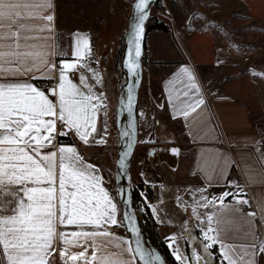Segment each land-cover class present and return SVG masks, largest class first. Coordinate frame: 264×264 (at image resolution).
Segmentation results:
<instances>
[{"label":"snow or ice","instance_id":"1","mask_svg":"<svg viewBox=\"0 0 264 264\" xmlns=\"http://www.w3.org/2000/svg\"><path fill=\"white\" fill-rule=\"evenodd\" d=\"M146 4L147 0L136 4L141 12L132 41L137 57ZM52 7L51 0H0V257L4 264H49V257L57 251L59 243L63 264H135L136 257L142 264H161L158 255L145 249L139 239L133 247L110 231V225L121 222L116 216V203L102 186L99 170L86 163L75 147L49 150L55 148L58 122L75 129L79 138L89 143V137L96 132L93 113L99 108L93 102L99 98L83 73L80 84L87 93L67 75L87 68L99 82L98 73L85 61L86 37L76 34L73 60L61 59L58 69L52 62ZM138 67L135 60L128 62L131 72L135 73ZM54 69L58 71L59 82L46 94L32 81L50 78L48 73ZM181 71L192 79L189 69ZM131 99L130 95L129 102ZM202 104V98L185 103L179 114L187 117L189 109L195 111ZM260 161L264 164V152H260ZM120 163L123 164V159ZM226 197H232L236 205L249 203L243 198L242 189L211 199L201 194L192 211L201 225L206 223V227H200L199 240L204 254L195 245L191 246L190 254L179 246L180 239L190 245L197 239L185 225L179 236L169 238L178 264H209V249L217 245L221 264H256L255 257L264 254V238L257 237L254 231L251 243L229 242L231 233L225 215L239 209L226 205ZM217 202L221 211L197 213L198 207L215 209ZM249 215L254 217L255 213ZM125 220L130 225L129 231L138 234L134 218L125 213ZM69 227L75 230H63ZM73 246L83 250L70 253Z\"/></svg>","mask_w":264,"mask_h":264},{"label":"crops","instance_id":"2","mask_svg":"<svg viewBox=\"0 0 264 264\" xmlns=\"http://www.w3.org/2000/svg\"><path fill=\"white\" fill-rule=\"evenodd\" d=\"M51 2L53 5L51 12L54 16L50 41L51 51L54 53L51 57L52 62L58 69L61 59L73 60L72 51L76 34L86 37L88 55L85 61L88 67L98 73L99 82L87 68L70 71L67 75L81 91L87 93V89L80 84V75L83 73L87 78V84L92 86L93 93L98 96L97 91L100 90L103 75L101 69L95 67L90 56H102L103 61L106 60L104 56H115L117 44L115 37L123 29L132 0H51ZM220 37L222 36L219 33L213 36L212 59L203 61L183 50L180 44L183 41L176 30L164 32L151 29L144 36L145 56L141 65L139 85L145 86L144 100L149 106L152 127L155 130L150 140L172 144L177 148V156L168 164L166 156L162 155V159L154 165L155 167H149L153 171L146 170V175L142 167L139 168L141 171L139 179L150 186L151 194L146 206L156 223L158 236L165 241L174 259L172 249L169 247V238L182 233V224L187 225L192 233L197 231L198 241L190 245L186 240L180 239L179 246L185 254H190L192 245L200 252L199 240L202 238L200 227H206V223L201 225L197 221L192 207L194 201L200 199L201 194L211 199L224 192L235 193L242 189L243 198L249 201L245 207L236 205L232 197H226L224 201L229 207L239 209L225 215L231 233L229 242L251 243L253 231L257 237L264 238V164L260 161V152H264V142L261 138L262 114L256 110L258 106L251 107L248 101L239 97V93L243 92L239 89V54L229 53L226 47H221V43L218 42ZM173 38L182 54L176 49V44H173ZM189 40L187 34L186 41ZM184 68L189 69L191 80L188 74L181 71ZM57 69L48 73L50 77L48 79L53 80L54 88L59 82ZM71 73L73 76H70ZM35 81H32L34 85ZM193 84L195 88L192 87ZM185 92L188 96L184 95ZM201 98L204 104L195 111L189 109L187 117L179 114L185 103H195ZM50 99L55 101L56 98L50 96ZM93 118L96 127L98 111L93 113ZM136 122L137 136L139 129L137 105ZM62 126L64 125L57 123L55 148L49 150L55 151L60 146L75 147L86 163L94 165L102 177V186L117 205L116 216L121 222L118 204L105 184L100 165L82 153L76 144L59 142L58 136L63 132ZM68 130L80 144L84 143L75 129ZM93 140H96L94 133L89 137V142ZM154 176L157 180L152 179ZM231 177L235 178V182H230ZM213 210L221 211L219 202L215 209L198 207L197 213L210 214ZM250 213H255V216H250ZM184 215H187L186 219ZM201 220H204L203 215ZM109 228L115 236L129 241L120 223L110 225ZM63 230L75 229L69 227ZM60 247L61 245L57 243V251L49 257V264H63L59 255ZM82 250V247L73 246L69 252L78 253ZM209 252L211 253L209 264H221L219 245L209 249ZM88 254L91 255V249ZM215 254L216 258L213 257ZM255 260L256 264H264V254H258ZM0 264H4L2 257Z\"/></svg>","mask_w":264,"mask_h":264},{"label":"rangeland","instance_id":"3","mask_svg":"<svg viewBox=\"0 0 264 264\" xmlns=\"http://www.w3.org/2000/svg\"><path fill=\"white\" fill-rule=\"evenodd\" d=\"M147 16L160 20L168 31L176 30L183 41L180 43L183 50L194 58L203 61L212 59V38L216 33L222 36L218 41L221 47H226L229 53L239 54V89L243 91L239 93V97L248 101L251 107L258 106L256 110L262 114L261 138L264 142V0H158L155 6H151ZM187 34L189 41H186ZM173 42L182 54L174 38ZM104 57L106 60L103 61L102 56H90L95 67L101 69L103 78L100 90L97 91L99 108L94 133L96 140L83 143L80 150L100 165L105 184L115 196L113 166L116 133L113 121L119 70L118 61L115 64L116 56ZM145 94L144 84L139 85V129L132 157V186L137 180L141 181L139 168L142 167V172L146 175V170L151 172L149 167H155L162 155L166 156L168 164L177 156V148L172 144L153 143L150 140L155 130L149 106L144 100ZM152 179L157 180V177ZM183 217L186 219L187 215ZM120 224L123 227L122 222ZM182 225L183 230L185 225ZM188 231L191 232L190 229ZM191 234L198 236L197 231ZM200 253L204 254L201 248Z\"/></svg>","mask_w":264,"mask_h":264},{"label":"water","instance_id":"4","mask_svg":"<svg viewBox=\"0 0 264 264\" xmlns=\"http://www.w3.org/2000/svg\"><path fill=\"white\" fill-rule=\"evenodd\" d=\"M155 1L156 0H147V4L144 8L145 18L141 24L142 31L140 33L139 40L140 55L138 57L135 55V45L132 41L134 36V26L137 24L138 18L141 14V12L136 8V4L139 3V0H132L126 18L123 45L119 60V74L117 78V97L114 119L116 137L113 176L114 191L120 212V218L129 242L132 243L133 247H135L134 242L139 239L145 249L154 251L158 255L161 264H166L162 255L155 248L148 235L145 234L141 228L140 218L133 204V188L131 178L132 157L137 132L136 105L141 70L140 56L145 36L144 22ZM130 60H135V62L139 65L135 73L131 72L128 68V62ZM130 95L132 97L131 102H129ZM121 159H123V164L120 163ZM125 213L134 218L138 234L129 231L130 225H128V222L125 220ZM136 261L139 264H142L139 257H136Z\"/></svg>","mask_w":264,"mask_h":264},{"label":"trees","instance_id":"5","mask_svg":"<svg viewBox=\"0 0 264 264\" xmlns=\"http://www.w3.org/2000/svg\"><path fill=\"white\" fill-rule=\"evenodd\" d=\"M157 2H158V0H156V2L153 5L155 6ZM128 12H129V10H128ZM128 12L126 14V18H127ZM125 25H126V20H125L123 29L115 37V41L117 43L116 44V51H115V56H116L115 64L118 61V70H119L120 54H121L122 45H123V36H124V32H125ZM151 29H157V30H161L164 32L168 31L167 26L165 24H163L160 20H157L153 16H147L145 19V22H144V33L146 34V32H148ZM144 56H145V48H144V43H143L142 53L140 56L141 65L144 62ZM114 119H115V117H114ZM113 125H114V121H113ZM114 128H115V125H114ZM61 129L66 134L58 136L59 142L76 144L79 148L82 147V144H80L70 134L69 130L66 129L65 126H62ZM115 133H116V131H115ZM152 142L153 143H160L159 141H152ZM152 142H150V143H152ZM114 159H115V150H114ZM113 168H114V166H113ZM132 188H133V197H132L133 198V204H134V207H135V209L139 215L142 230L145 232V234L148 235V237L150 238V241L155 246V248L159 251V253L162 255L166 264H178V261L175 260L173 258V256L171 255V252H170L168 246L166 245L165 241L158 236V234L156 232V223L148 212V208L146 206V201L149 199L150 194H151L149 184H146V183H143L142 181L137 180L136 182L133 183ZM114 198L116 199V196H114ZM140 204L142 205L141 209L138 208V206ZM213 257L216 258L217 254L213 255ZM137 264H139V263L137 262Z\"/></svg>","mask_w":264,"mask_h":264},{"label":"built area","instance_id":"6","mask_svg":"<svg viewBox=\"0 0 264 264\" xmlns=\"http://www.w3.org/2000/svg\"><path fill=\"white\" fill-rule=\"evenodd\" d=\"M70 76H73V73H71ZM35 86H37L41 90H44L48 94L47 90L48 89H51V88H54V82L51 79L36 80L35 81ZM230 182H232V183L235 182V178L231 177L230 178ZM241 207H245V205H243ZM138 208L141 209L142 208V205L140 204L138 206Z\"/></svg>","mask_w":264,"mask_h":264}]
</instances>
